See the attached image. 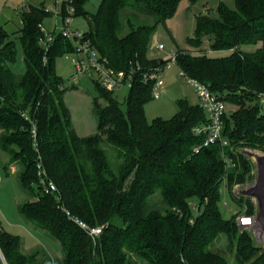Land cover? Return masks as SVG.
Segmentation results:
<instances>
[{"label":"trees","instance_id":"16d2710c","mask_svg":"<svg viewBox=\"0 0 264 264\" xmlns=\"http://www.w3.org/2000/svg\"><path fill=\"white\" fill-rule=\"evenodd\" d=\"M181 1L103 0L94 14L85 10L86 0H69V5L74 17L87 20L85 39L108 65L127 71L160 65L148 51L158 25L175 15ZM235 3L232 10L220 0L217 17L200 16L191 39L200 48L209 36L212 50L228 55L180 51L176 56L184 77L205 84L234 106L223 119L228 146H203L198 153L194 150L205 139L193 129L207 122L200 105L180 100L175 117L149 123L145 107L154 98L153 85L140 80L123 104L115 93L94 84L97 132L79 137L56 65L60 57L74 52V44L59 35L47 52L39 45L40 25L51 17L47 2L30 6L21 16L27 69L23 76L10 68L16 43L0 26V149L9 155V165L19 168L21 189L32 197L19 213L61 246L63 258L54 264H132L133 258L147 264H231L227 250L234 264H264V248L238 225L241 215L227 220L219 208L224 181L232 198L243 202L233 188L253 177L254 163L246 151L264 152V0ZM126 10L153 17L156 23L136 26L128 18L130 31L123 35ZM247 47L254 50L247 52ZM105 144L113 153L112 162ZM39 165L47 181L56 185V194L45 193ZM158 192L165 207L153 209L149 199ZM193 198L200 207L197 217L190 208ZM247 203V216H253L255 206ZM74 219L104 226L102 235L93 240ZM221 236L227 239L226 253L215 247ZM0 250L8 264H51L42 252L23 253L20 236L5 231L1 221Z\"/></svg>","mask_w":264,"mask_h":264},{"label":"rangeland","instance_id":"374dc122","mask_svg":"<svg viewBox=\"0 0 264 264\" xmlns=\"http://www.w3.org/2000/svg\"><path fill=\"white\" fill-rule=\"evenodd\" d=\"M0 0V26H3L11 39L16 43L17 56L15 62L10 64L11 70L17 76H23L27 69L24 63V53L22 43L20 41V29H22L21 16L30 6H39L42 2H47L46 8L51 4V0ZM103 0H86L85 10L89 13H96ZM226 6L232 10L236 9L235 0H222ZM220 0H199L195 4L188 0H182L179 7L172 18H169L165 24L157 27L156 35L148 51L150 59L165 61L169 57L180 51L192 52L196 54H207L210 57L226 56L229 52H215L211 48V40L209 36L203 38L200 48H195L191 43V39L195 38L197 32L198 18L200 16L210 15L217 17V8ZM58 13L62 14L64 8L63 0H59ZM55 12V9L54 11ZM130 18L136 26L141 24L154 25L156 20L144 14L126 10L122 14L123 35L130 31L127 19ZM56 19L53 17L46 19L43 24L48 31H53ZM72 28L80 32L88 31L87 20L83 16L74 17ZM164 45V50H158V45ZM252 47L245 48V51L251 52ZM58 75L65 81L67 88L64 100L70 113L72 125L79 137H89L97 132L98 119L93 112V99L97 96L96 86L93 81L84 78L73 84L71 78L75 72V67L67 56L60 57L57 60ZM165 86L159 91V96H155L145 107V114L149 123L153 120L161 118L170 120L179 113L178 102L180 100L188 101L190 105H200L197 91L189 78L183 77L181 70L176 63H173L169 69L164 72ZM73 86H76L73 88ZM129 88H123L115 93L117 100L123 104L129 95ZM102 102V101H101ZM105 105L104 102H102ZM264 108V104H263ZM234 106L226 103V112L231 114ZM264 110V109H263ZM108 149V157L114 161L113 153L109 149L110 146L104 145ZM112 149V148H111ZM254 156H249L254 163L253 177L251 181L242 186H235L233 194L243 200V202L234 200L228 191L226 181L221 184V201L219 203L220 211L225 219L229 220L236 214L247 216V208L250 201L255 206L256 226L252 229H246L252 236L256 246L264 247V152L257 150H249ZM257 155L262 160H259ZM10 158L7 153L0 149V221L5 231L20 236L22 252L31 255L42 252L49 259L51 264L58 263L63 258V252L58 241L50 237L42 230L35 229L31 224L27 223L19 213V207L30 201L32 197L25 193L19 183V168L15 166L13 170ZM8 166L6 171L4 167ZM14 167V166H13ZM149 205L153 209L164 208L162 196L160 192L156 193L149 199ZM155 207V208H154ZM190 208L194 217L200 212L198 200L193 198L190 200ZM246 214V215H245ZM217 245V246H216ZM215 247L223 248V252L228 247L225 236L216 242ZM225 250V251H224ZM226 253V252H225ZM228 259L234 264V256L229 254ZM132 264H147L146 261L139 258H133Z\"/></svg>","mask_w":264,"mask_h":264},{"label":"built area","instance_id":"2783aa9c","mask_svg":"<svg viewBox=\"0 0 264 264\" xmlns=\"http://www.w3.org/2000/svg\"><path fill=\"white\" fill-rule=\"evenodd\" d=\"M52 2L46 8V11L51 13V18L56 19L55 27L53 31H48L44 24L40 25L42 37L39 40V45L47 52L59 35L73 42L74 52L66 54L67 58L70 59L75 67V72L71 78L73 84L84 78H88L104 90L116 93L123 88H129L130 90L134 83L140 80L143 84H152L153 97L159 96V91L166 83L164 72L173 63H176L177 54L162 61L160 65L149 68L148 70H143L140 65L132 67L127 71L117 70L108 65L107 61L102 58L100 53L92 46L91 42L85 39L84 32L72 28L75 9L69 5V0H63L64 8L62 9L61 15L58 13V8H56L59 6V0H52ZM54 9L55 12H52ZM156 48L161 51L165 47L160 44ZM181 74L183 76L182 72ZM190 82L197 91L200 107L207 118L206 123L198 125L193 129L195 136L205 139L203 145L195 148V153H198L203 146L207 147L219 144L221 147H227L229 142L223 135V119L227 114L225 101L211 92L205 84L194 79H190ZM227 163L230 164V161L227 160ZM38 171L39 181L45 193L56 194L58 189L53 182L47 181V175L42 165L38 166ZM1 180L2 178L0 177ZM67 215L70 216V213H67ZM74 221L93 240L101 236L104 230V226L91 227L78 219H74ZM238 225L243 227L242 229H252L256 226V218L253 216L239 217ZM0 262L2 264H8L1 250Z\"/></svg>","mask_w":264,"mask_h":264},{"label":"water","instance_id":"95a60500","mask_svg":"<svg viewBox=\"0 0 264 264\" xmlns=\"http://www.w3.org/2000/svg\"><path fill=\"white\" fill-rule=\"evenodd\" d=\"M246 154L249 155V156H252V157L254 156V155L251 154V152H249V151H246ZM258 159H259V160H262L263 158H262V159H261V158H258ZM240 228L242 229L243 227H240Z\"/></svg>","mask_w":264,"mask_h":264},{"label":"crops","instance_id":"0c3cea01","mask_svg":"<svg viewBox=\"0 0 264 264\" xmlns=\"http://www.w3.org/2000/svg\"><path fill=\"white\" fill-rule=\"evenodd\" d=\"M42 1H43V0H42ZM42 1H41V2H42ZM12 169L14 170V169H15V167H12ZM259 247H261V248H264V247H262V246H259Z\"/></svg>","mask_w":264,"mask_h":264},{"label":"bare ground","instance_id":"6f19581e","mask_svg":"<svg viewBox=\"0 0 264 264\" xmlns=\"http://www.w3.org/2000/svg\"><path fill=\"white\" fill-rule=\"evenodd\" d=\"M257 157H259V158H260V156H259V155H257Z\"/></svg>","mask_w":264,"mask_h":264}]
</instances>
